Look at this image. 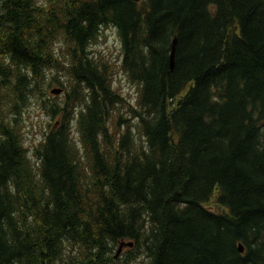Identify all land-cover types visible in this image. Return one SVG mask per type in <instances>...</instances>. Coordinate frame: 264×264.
I'll return each instance as SVG.
<instances>
[{
	"label": "trees",
	"instance_id": "obj_1",
	"mask_svg": "<svg viewBox=\"0 0 264 264\" xmlns=\"http://www.w3.org/2000/svg\"><path fill=\"white\" fill-rule=\"evenodd\" d=\"M110 26L139 133L110 132L123 98L89 48ZM48 75L66 96L34 158L23 110ZM118 243L264 264V0H0V264H115Z\"/></svg>",
	"mask_w": 264,
	"mask_h": 264
},
{
	"label": "rangeland",
	"instance_id": "obj_2",
	"mask_svg": "<svg viewBox=\"0 0 264 264\" xmlns=\"http://www.w3.org/2000/svg\"><path fill=\"white\" fill-rule=\"evenodd\" d=\"M64 44L68 43L63 39H59L56 42V46H63ZM89 48L93 51L94 58L104 59L112 65V86L123 98V100L114 107L110 132L113 134H120L124 131L126 126H129L131 129H136V133H139L136 128L138 121L135 115L136 112L135 109L132 108L136 106L138 100V88L122 68L123 52L117 31L111 26L103 28L97 40L91 43ZM68 59L67 56L62 58L64 70L60 68V75L65 81L70 79L67 69L69 63ZM53 89H61V91L55 94L52 93ZM43 90L46 91L43 95L31 92L32 97L30 104L23 110L22 130L24 133V143L29 153L34 158L35 155H33V150L35 146L44 139V135L58 125L57 121L59 120V115H50L44 105L46 104L48 108L50 106L49 103L55 101V99L63 101L66 96V86L53 82V75H48ZM119 116L121 117L120 120L118 119ZM122 120H126L127 124L121 126L120 122ZM73 126V138L78 140L77 134L75 133V121H73ZM128 241L129 240H124V242ZM119 244L120 243L113 247L114 249H112V252L108 253L114 256L115 264H126V262L129 264L148 263L147 258L137 256L135 258L130 257L131 252L135 251V247L133 246L125 245L121 254L115 257Z\"/></svg>",
	"mask_w": 264,
	"mask_h": 264
},
{
	"label": "water",
	"instance_id": "obj_3",
	"mask_svg": "<svg viewBox=\"0 0 264 264\" xmlns=\"http://www.w3.org/2000/svg\"><path fill=\"white\" fill-rule=\"evenodd\" d=\"M132 1H136V2H139L140 0H132ZM177 38L175 37L172 41V45H171V52H170V69L171 70H174V67H175V56H176V46H177ZM61 91V89H53L52 90V93H59ZM126 245L125 243H122L118 249V253L121 251L122 247ZM131 245V244H129ZM239 249L241 252L244 251V248L242 245L239 246Z\"/></svg>",
	"mask_w": 264,
	"mask_h": 264
},
{
	"label": "bare ground",
	"instance_id": "obj_4",
	"mask_svg": "<svg viewBox=\"0 0 264 264\" xmlns=\"http://www.w3.org/2000/svg\"><path fill=\"white\" fill-rule=\"evenodd\" d=\"M129 244H131V245H129ZM120 245H121V244H120ZM126 245L132 246V243H128V244H126ZM240 245H241V244H240ZM124 246H125V245H124ZM124 246H123V247H124ZM119 247H120V246H119ZM123 247H122V249H123ZM118 249H119V248H118ZM122 249H121V251H122ZM121 251L118 253V250H117L116 256L119 255V254L121 253Z\"/></svg>",
	"mask_w": 264,
	"mask_h": 264
}]
</instances>
